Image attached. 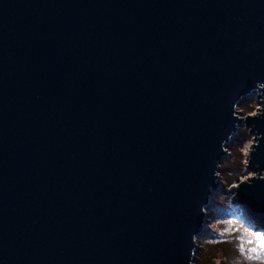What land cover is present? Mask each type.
Wrapping results in <instances>:
<instances>
[{"label": "water", "instance_id": "water-1", "mask_svg": "<svg viewBox=\"0 0 264 264\" xmlns=\"http://www.w3.org/2000/svg\"><path fill=\"white\" fill-rule=\"evenodd\" d=\"M256 81L264 0H0V264H187Z\"/></svg>", "mask_w": 264, "mask_h": 264}, {"label": "clouds", "instance_id": "clouds-1", "mask_svg": "<svg viewBox=\"0 0 264 264\" xmlns=\"http://www.w3.org/2000/svg\"><path fill=\"white\" fill-rule=\"evenodd\" d=\"M243 105H247L251 110L246 111ZM231 115L234 127L241 133V129L246 131L240 141L233 142L232 146L238 144L242 156V164L239 168H234L229 172L232 178L230 186L226 187L222 178L221 162L216 163L213 176L218 178L224 190L214 194L210 199L215 201L214 207L207 205L200 206V212L207 219V227L210 234L201 238L193 233L191 236L195 248H201L198 241L209 245L230 246L231 250L217 257L213 264H264V227H261L252 219L246 209L238 201V192L242 185L252 186L256 180H264V169L250 170L253 153L264 139V133L254 131V126H249V118H264V81H256L252 91V98L247 102H233L231 105ZM235 133L230 132L228 139H232ZM224 141L220 148L223 152L231 155L230 148ZM259 166L257 165V168ZM223 195V202H219L217 197ZM199 252L190 255L187 264H200Z\"/></svg>", "mask_w": 264, "mask_h": 264}, {"label": "rangeland", "instance_id": "rangeland-1", "mask_svg": "<svg viewBox=\"0 0 264 264\" xmlns=\"http://www.w3.org/2000/svg\"><path fill=\"white\" fill-rule=\"evenodd\" d=\"M243 107L245 108V110L246 111H249L250 110V108H248V106L247 105H243ZM246 130L245 129H241V133L239 132V134L232 140V143H231V146H232V144H233V142H235V141H240L241 140V138H242V135L244 134V132H245ZM230 146V147H231ZM230 152H231V155L230 156H228V160H226L222 165H224V169H223V176H222V178H223V181L224 180H227V177L229 176V172L232 170V169H234V168H239L240 166H241V164H242V156H241V153H240V151H239V145L238 144H236V145H234L233 147H231L230 148ZM231 185V184H230ZM230 185H228V186H230ZM228 186H226V187H228ZM223 190H224V187H223V185L221 184V187L220 188H218L217 190H216V193L215 194H217V193H221V192H223ZM217 200L219 201V202H223V200H224V196L223 195H220V196H218L217 197ZM215 206V201H213L212 202V204H211V206H210V208L211 207H214ZM257 223V222H256ZM258 224V223H257ZM259 225V224H258ZM210 234V230L208 229V227H207V222H206V229L204 230V232L201 234V238H204V237H207L208 235ZM208 248L209 247H214V245H209V244H206V243H204ZM210 249H212L213 251H214V249L213 248H210ZM198 252H200V250L198 249ZM199 254V253H198ZM212 254L210 253V254H207V257H210ZM218 256H219V253L217 254ZM221 256V255H220Z\"/></svg>", "mask_w": 264, "mask_h": 264}, {"label": "trees", "instance_id": "trees-1", "mask_svg": "<svg viewBox=\"0 0 264 264\" xmlns=\"http://www.w3.org/2000/svg\"><path fill=\"white\" fill-rule=\"evenodd\" d=\"M251 110V109H250ZM222 169V176H223V169L224 165H221ZM225 185L228 186L232 183V178L230 176L227 177V180H224ZM202 246L199 249V257H200V264H213L214 260L219 257L220 255H224L228 253L231 248L230 246H225V245H214V247H207L203 241H198ZM210 248H213L214 251ZM212 254L210 257H207V254ZM219 253V256L217 255Z\"/></svg>", "mask_w": 264, "mask_h": 264}]
</instances>
